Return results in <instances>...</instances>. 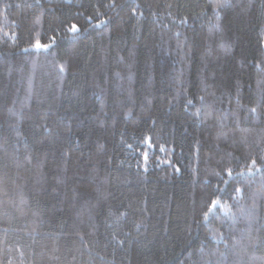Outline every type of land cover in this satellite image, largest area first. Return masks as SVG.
Instances as JSON below:
<instances>
[{
    "label": "trees",
    "instance_id": "trees-1",
    "mask_svg": "<svg viewBox=\"0 0 264 264\" xmlns=\"http://www.w3.org/2000/svg\"><path fill=\"white\" fill-rule=\"evenodd\" d=\"M0 264H264V0H0Z\"/></svg>",
    "mask_w": 264,
    "mask_h": 264
},
{
    "label": "snow or ice",
    "instance_id": "snow-or-ice-1",
    "mask_svg": "<svg viewBox=\"0 0 264 264\" xmlns=\"http://www.w3.org/2000/svg\"><path fill=\"white\" fill-rule=\"evenodd\" d=\"M71 30H72V31H75V30H76V26L73 25V27H72ZM36 46H37V47H47V45H40V44H37ZM249 171H251V169H249ZM237 191H239V189H237ZM216 204H217V201H213V202H212V206H213V207H214ZM205 215H207V213H206Z\"/></svg>",
    "mask_w": 264,
    "mask_h": 264
}]
</instances>
